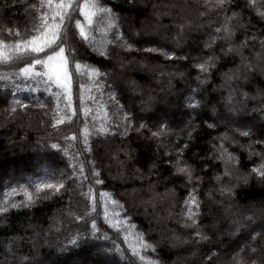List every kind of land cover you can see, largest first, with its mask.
Listing matches in <instances>:
<instances>
[{
  "label": "trees",
  "instance_id": "obj_1",
  "mask_svg": "<svg viewBox=\"0 0 264 264\" xmlns=\"http://www.w3.org/2000/svg\"><path fill=\"white\" fill-rule=\"evenodd\" d=\"M93 2L110 8L111 18ZM59 3L52 0L41 12L51 19ZM77 4L94 13L89 23L79 9H68L88 39L73 20L65 77L55 82L38 75L43 65L32 64L53 53L25 46L32 36L41 46L46 39L34 31L39 0H0V208L7 209L0 212V264H172L192 254L198 263L190 264H233L232 254L247 250L242 264H264V176L252 171L264 164V0H73ZM153 5L165 7L168 17L147 33ZM224 24L230 36L215 32ZM204 61L207 72L197 67ZM185 164L191 182L177 173ZM148 188L159 202L146 201ZM190 193L198 209L185 204ZM188 207L198 213L195 224L184 215ZM167 211L172 218L156 224L153 216L165 219ZM197 229L207 239L195 235ZM171 234L188 246L173 249ZM12 244L28 261L8 255Z\"/></svg>",
  "mask_w": 264,
  "mask_h": 264
},
{
  "label": "snow or ice",
  "instance_id": "obj_2",
  "mask_svg": "<svg viewBox=\"0 0 264 264\" xmlns=\"http://www.w3.org/2000/svg\"><path fill=\"white\" fill-rule=\"evenodd\" d=\"M217 2L219 4H223L224 0H217ZM251 3V0H250ZM93 8L96 9V11L101 12V13H105L108 14L109 17L111 18V13L112 10L110 8H102L99 7L95 2L92 3L91 5ZM33 7L35 8L37 14H38V26H36L34 28V31H36L39 34V37H46V39L44 40L43 46H41L40 44L35 43V41H37L38 36H32L30 38L29 41L25 42V46L30 48V50L32 52L35 53H40V52H44L45 48H48L53 55H48L47 53L45 54V58H39V59H33L32 64H41V65H46L47 62L51 61L53 59L54 56H59L60 59L64 62H66L63 53L65 51L64 45L68 43V28L69 25L73 22L74 20V16L68 12V9H72V12H76L77 9L80 10L81 14L84 15L86 17V19H88V22L91 23V16L94 14L92 12H86L84 11V8L87 7V5L81 6L79 4H77L76 6H73V0H60V3L57 4L55 6V11H53V14L51 16V19H49V13L48 12H41L42 8H51L52 7V0H39V7H37L36 5H33ZM235 15V13H234ZM261 15H264V13H261ZM57 17H59L58 21H57ZM65 20L68 21V23H65ZM75 23V27L77 29H80L79 35L81 37H83L85 40L88 39V37L85 35V32L81 26V22L79 19H75L74 20ZM61 26H63V32H61ZM225 29V33L230 36L231 33L227 27V25L224 26ZM220 29H217V31H219ZM9 32H11V30H9ZM17 35H19V33H17ZM73 36H75V32H73ZM59 41V42H57ZM55 45V48H53L52 46ZM18 49L20 47L19 43L17 45ZM69 48L71 49L72 46L71 44H69ZM127 49H131L132 45L131 44H127L126 45ZM58 49V51H56ZM231 50V49H229ZM146 51H157V49H146ZM73 55H74V50H73ZM167 55V54H166ZM212 58L210 57L209 60H211ZM209 61H204L201 64H198L197 67H199L203 72H207L208 71V65ZM32 65H27L25 68H21L20 71L22 73L27 74L29 72V70L31 69ZM76 68L77 70H79L80 65L77 63L76 64ZM94 72H97L98 74V70L93 69ZM46 73H39L38 75H45ZM203 83V81H202ZM112 99H115V97H112ZM130 116L129 113H125V119H128V117ZM210 127L212 125H209ZM140 127H144L143 124L140 125ZM243 135H248L247 132H243ZM153 135H157V133H153ZM224 156V153H222V157ZM227 159L228 160H233L234 161V157H232L230 154L227 155ZM261 169H264V164L260 165L259 169H253L252 171L257 173L258 175L264 176V171H261ZM177 172L179 173H186L187 179L189 182L192 181L193 179V174L191 169L189 168V166L187 164H185L183 167H177ZM82 169H81V173H82ZM227 174V173H226ZM94 176H98V173H93ZM85 179H87V177H85ZM196 179H199V177H196ZM96 183H100V181L97 179ZM49 187H52V185H49ZM57 191H59V188L56 189ZM222 192L224 191H228L230 192L231 189L230 188H223L221 189ZM190 198L188 200L185 201L186 205H190V206H195L196 209L199 208V204L198 201L196 200V198L194 196H192V194H189ZM26 206V205H25ZM12 207H16V205H12ZM6 208H0V212L2 211H6ZM197 212L193 211L192 207H188L187 211L184 213V215L187 217L188 220H190L192 222V224L196 223V216H197ZM105 218L106 220L108 219L107 214H105ZM77 219H80V217H77ZM115 226V225H113ZM99 229L97 228L96 225V221L93 220L92 221V234L95 235L96 232H98ZM195 235L199 236L201 239H207L206 236H204L198 229L195 233ZM104 239H108L109 237L107 236V234H105L103 236ZM73 243H75V241H73ZM114 247L116 251H120V248L118 245H115L114 243ZM144 247H148V245H144ZM123 254V253H122ZM133 255H139L138 252H136L135 250H133ZM141 259H144V257H140Z\"/></svg>",
  "mask_w": 264,
  "mask_h": 264
},
{
  "label": "rangeland",
  "instance_id": "obj_3",
  "mask_svg": "<svg viewBox=\"0 0 264 264\" xmlns=\"http://www.w3.org/2000/svg\"><path fill=\"white\" fill-rule=\"evenodd\" d=\"M180 1V0H179ZM184 1H188V0H184ZM141 2H143V0H141ZM141 4H143V3H141ZM163 8H165V7H159V6H157V5H153L152 6V8H151V10H152V22L150 23V24H147L146 26H145V31L147 32V33H155L156 32V30H159L160 29V26L158 25V23H159V21H160V18H167L168 16H165V14H163L164 13V10H163ZM162 9V10H161ZM179 11V13H181L182 15H185V14H194L193 13V10H188V11H185V10H178ZM189 12H191V13H189ZM164 15V16H163ZM162 16V17H161ZM161 22V21H160ZM224 26H225V24L224 25H222V27L223 28H221V30H219V31H215L217 34H220V35H224L225 37L226 36H228L226 33H225V29H224ZM134 34V33H133ZM135 36H134V38H132L133 40L134 39H136V38H138V36H137V34H134ZM153 36V35H152ZM177 40L178 41H181V39H182V36L179 34L177 37ZM222 41H225V38H220ZM228 40V37H227V39H226V41ZM229 40H230V38H229ZM219 40H218V38H217V42H218ZM211 45L212 44V40L210 39V38H208V40L205 42V45H206V47H207V45ZM231 48V47H230ZM238 48V52H239V49H240V47H237ZM236 48V49H237ZM231 49H234V48H231ZM111 57V56H110ZM64 64H65V62L64 61H62L61 59H60V57L59 56H56V57H54L51 61H49V62H47V64L46 65H43L44 67H43V73H46L47 74V76H49V77H51L55 82L56 81H61L64 77H65V69H64ZM132 75V74H131ZM131 75H130V73H128V77L131 79ZM176 77L175 76H172L171 77V79L170 80H174ZM167 80V79H166ZM165 80V81H166ZM164 81V82H165ZM132 81H130L129 82V87H133V85H132ZM155 83V82H154ZM161 83V82H160ZM158 81H157V84H160ZM166 84H167V81L165 82ZM145 94V93H144ZM231 108H232V106H231ZM0 119L3 121V120H5V118H4V116L2 115V114H0ZM6 120H8L7 118H6ZM10 122H11V119H10ZM126 123L128 124H132V122H129V121H126ZM163 123H165V121L164 120H161L160 121V126L163 124ZM123 124V123H122ZM239 134V136H244L242 133L243 132H241L240 133V131L238 132ZM233 167H235V165L233 164ZM233 170H235V169H233ZM177 173H179V172H177ZM235 172L233 171V174H234ZM182 174H185L186 175V173H182ZM229 178V180L230 181H233L234 180V178L235 177H228ZM194 180V179H193ZM223 188H225V187H221V189H223ZM146 194H148V196H146V197H151V198H149V200H146V201H149V202H154V201H157V202H159L160 200H161V198H159L160 196H158V195H155V192H154V189H152V188H148V189H146ZM165 194H162V196H164ZM140 199V198H139ZM140 201V200H139ZM156 202V204H158ZM225 212L228 214V212L229 211H226L225 210ZM224 213V212H223ZM58 214V213H57ZM55 215V217H53V222H52V225L47 229V230H49V232H54V227H53V225L55 224V222H57L58 221V217H59V215ZM225 214V213H224ZM226 215V214H225ZM229 216H230V218H229V220H230V223H231V220H232V218H233V216H232V214H228ZM259 215V214H258ZM72 217H74L75 218V215H73ZM169 218H172V213H169V211H167L166 212V218L164 219V217L163 216H159L157 213L155 214V216H153V219L155 220V223L156 224H159V223H161L162 221H167V219H169ZM233 223H231V225H232ZM171 230V229H170ZM169 229H167L166 231H168L169 233H171V231H170ZM31 232H32V235H31V237H30V239H28V243H29V245H33V243H35V241L33 242L32 240H34L35 238H36V236H37V233H35L34 232V230L33 229H31L30 230ZM34 232V233H33ZM50 236H46V238H45V240L47 241L48 240V238H49ZM259 238H262V234H261V232L260 233H258V235L255 237L254 236V241H258L259 240ZM30 241V242H29ZM21 242V240L20 239H16V243H20ZM170 246L173 248V249H176V250H183L185 247H187L188 245L185 243V242H180V240L178 239V238H176V237H174V236H172V234H171V236H170ZM13 245L14 244H12L11 245V247H7L6 248V251H7V253H8V255H10L11 256V258L12 257H15V260H19V261H28V260H24L23 258V256H16L15 255V251H14V248H13ZM15 246V245H14ZM58 253V254H57ZM257 253V251L255 250V251H252V255H255ZM56 254L57 255H61V254H64L63 252H62V250H61V252L59 251V252H56ZM247 254V255H246ZM37 255V254H36ZM248 255H251V253L249 252V250H247V251H245V252H241V251H236V252H234L233 254H232V256H231V261L233 262V264H242V262L240 261L241 259H245V258H247V256ZM23 257V258H22ZM194 261V262H197L198 263V258H196V255L195 254H192V255H190V256H184V257H180V258H178L175 262H173L172 264H190V262L191 261ZM32 261V260H31ZM106 262V261H105ZM108 262H106V264H107ZM116 264V263H115ZM118 264V263H117Z\"/></svg>",
  "mask_w": 264,
  "mask_h": 264
}]
</instances>
